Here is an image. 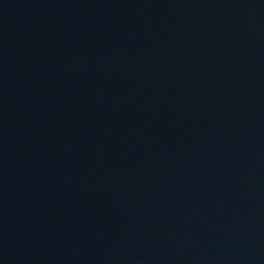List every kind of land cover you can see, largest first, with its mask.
Instances as JSON below:
<instances>
[{
	"label": "water",
	"instance_id": "obj_1",
	"mask_svg": "<svg viewBox=\"0 0 264 264\" xmlns=\"http://www.w3.org/2000/svg\"><path fill=\"white\" fill-rule=\"evenodd\" d=\"M0 264H264V0H0Z\"/></svg>",
	"mask_w": 264,
	"mask_h": 264
}]
</instances>
